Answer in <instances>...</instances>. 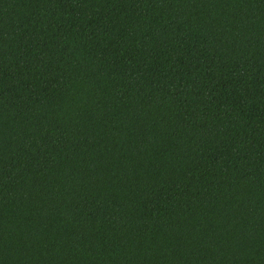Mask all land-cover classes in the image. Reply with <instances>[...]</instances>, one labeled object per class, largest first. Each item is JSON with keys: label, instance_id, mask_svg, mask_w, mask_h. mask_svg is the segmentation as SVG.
<instances>
[{"label": "trees", "instance_id": "obj_1", "mask_svg": "<svg viewBox=\"0 0 264 264\" xmlns=\"http://www.w3.org/2000/svg\"><path fill=\"white\" fill-rule=\"evenodd\" d=\"M0 264H264V0H0Z\"/></svg>", "mask_w": 264, "mask_h": 264}]
</instances>
